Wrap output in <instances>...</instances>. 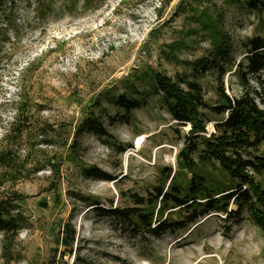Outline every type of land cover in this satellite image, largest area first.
<instances>
[{"label":"rangeland","instance_id":"rangeland-1","mask_svg":"<svg viewBox=\"0 0 264 264\" xmlns=\"http://www.w3.org/2000/svg\"><path fill=\"white\" fill-rule=\"evenodd\" d=\"M1 7L0 146L22 93L30 102L31 122L15 147L24 168L16 180L0 184V197L25 196L21 211L27 226L12 263L2 254L0 234V264H53L55 233L71 213L81 253L91 264H264V232L247 212L227 220L213 211L188 228L153 235L113 217H100L69 195L77 190L108 208L126 206L132 204V193L145 194L160 183L163 168L177 169L190 126L172 119L154 81H136L140 91L152 94L129 122L112 125L109 115L121 109L108 91L117 95L127 89L129 79L148 69L172 76L191 73L189 61L211 56L216 48L199 17L204 8L224 31L231 51L228 64L238 63L247 53L248 38L260 33L257 19L242 1L198 5L187 0H7ZM178 41L184 45L175 50L171 46ZM224 80L228 93L241 94L233 71ZM202 82L206 97L214 101L216 75L209 72ZM93 102L104 129L114 137L85 132L79 159L108 171L117 177L114 181L83 177L68 146L43 142L46 123L62 128L65 138ZM140 136L144 140L138 147ZM118 143L133 147L121 152ZM51 161L59 163L58 172ZM73 258L58 255L55 263L72 264Z\"/></svg>","mask_w":264,"mask_h":264},{"label":"trees","instance_id":"trees-1","mask_svg":"<svg viewBox=\"0 0 264 264\" xmlns=\"http://www.w3.org/2000/svg\"><path fill=\"white\" fill-rule=\"evenodd\" d=\"M6 1L0 0V8ZM187 1L202 5L212 0ZM238 1H242L254 14L260 30L248 38L247 53L238 63L228 64L231 51L227 48L224 31L218 19L204 8L199 17L216 48L211 56L189 61L187 64L193 67L191 73L183 71L172 76L162 69H148L129 79L127 89L117 95L108 91L121 109L118 115H109L112 125L129 122L133 111L152 94V91H140L136 81L140 77L154 81L155 90L172 119L180 126H190L183 136L177 169L172 166L163 168L160 183L153 185L145 194L132 193L130 205L108 208L93 196L77 190L69 191L72 198L92 207L100 217H113L153 235L188 228L213 211L217 215L225 214L227 220L247 212L264 232V0ZM183 45L184 41H178L171 47L176 50ZM169 54L167 51L166 55ZM175 58L179 60L177 56ZM229 71H233L240 81L243 91L239 95L227 92L224 77ZM209 72L215 74L219 81L214 101L206 97L202 82ZM251 80L256 82V87ZM95 102L82 113L77 124L66 131L65 138H62V128L46 123L43 142L50 146L63 142L68 146L74 155L71 159H75L83 177L114 181L117 177L108 171L79 159L80 138L85 132H101L114 137L104 129L103 118L95 109ZM29 109L30 102L22 93L16 118L0 146V184L16 180L24 168V160L15 147L29 131ZM210 122L214 123V132L208 130ZM118 146L121 152H125L133 147V143H118ZM51 164L58 172L59 163L51 161ZM181 172L185 174L183 178ZM55 190L57 192V188ZM24 200L25 196L20 193L0 197L2 254L7 263L17 260L13 253L21 231L27 226V219L21 211ZM42 205L47 206L46 201ZM73 216L71 213L69 220L61 223L55 233L53 264H56L58 255L64 258L66 254L74 255L72 264H91L81 253Z\"/></svg>","mask_w":264,"mask_h":264},{"label":"bare ground","instance_id":"bare-ground-1","mask_svg":"<svg viewBox=\"0 0 264 264\" xmlns=\"http://www.w3.org/2000/svg\"><path fill=\"white\" fill-rule=\"evenodd\" d=\"M210 132H213L215 130L214 126L211 124L210 125V128H209ZM144 140V137L143 136H140L138 139H137V145L138 147L141 146L142 142Z\"/></svg>","mask_w":264,"mask_h":264},{"label":"water","instance_id":"water-1","mask_svg":"<svg viewBox=\"0 0 264 264\" xmlns=\"http://www.w3.org/2000/svg\"><path fill=\"white\" fill-rule=\"evenodd\" d=\"M214 131H215V130H214ZM214 131H213V132H214Z\"/></svg>","mask_w":264,"mask_h":264}]
</instances>
